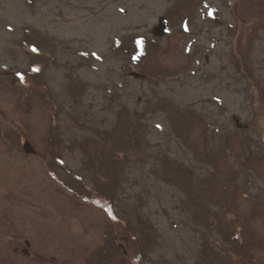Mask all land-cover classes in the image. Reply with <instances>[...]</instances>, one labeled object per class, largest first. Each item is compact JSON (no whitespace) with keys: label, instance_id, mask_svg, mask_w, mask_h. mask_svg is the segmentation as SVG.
<instances>
[{"label":"rangeland","instance_id":"obj_1","mask_svg":"<svg viewBox=\"0 0 264 264\" xmlns=\"http://www.w3.org/2000/svg\"><path fill=\"white\" fill-rule=\"evenodd\" d=\"M0 264H264V0H0Z\"/></svg>","mask_w":264,"mask_h":264}]
</instances>
